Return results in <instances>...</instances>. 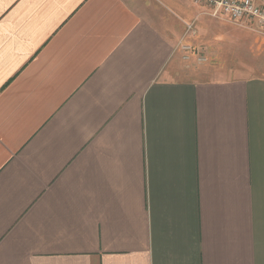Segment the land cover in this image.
Wrapping results in <instances>:
<instances>
[{"label": "crops", "instance_id": "1", "mask_svg": "<svg viewBox=\"0 0 264 264\" xmlns=\"http://www.w3.org/2000/svg\"><path fill=\"white\" fill-rule=\"evenodd\" d=\"M206 9L0 0V264H264V58Z\"/></svg>", "mask_w": 264, "mask_h": 264}, {"label": "rangeland", "instance_id": "2", "mask_svg": "<svg viewBox=\"0 0 264 264\" xmlns=\"http://www.w3.org/2000/svg\"><path fill=\"white\" fill-rule=\"evenodd\" d=\"M194 2V5L199 6ZM207 10V9H206ZM208 11V10H207ZM207 11H203V15L212 17L214 19H222V17H213L210 16ZM206 12V13H205ZM199 14V13H198ZM197 17L195 18V20ZM225 19V18H224ZM194 20V21H195ZM209 21V18L207 19ZM228 22H221L220 24L216 22L218 25L214 26L215 28H206L204 30V34H206L203 38L205 42V48L209 49V53L202 52L204 51L203 47L192 48V52L195 54H199L197 58L198 61L205 62L206 59L212 60L209 56L216 55L220 59L221 66L228 68L237 66L238 69H247L251 66H260L259 62L264 56V36L260 33L255 32L254 29L258 30V26L255 23H252L251 29L248 26L236 24L230 20ZM213 24H210V26ZM193 34H195L194 24L192 25ZM192 33V32H191ZM206 58V59H205ZM258 58V59H257ZM260 58V59H259Z\"/></svg>", "mask_w": 264, "mask_h": 264}, {"label": "built area", "instance_id": "3", "mask_svg": "<svg viewBox=\"0 0 264 264\" xmlns=\"http://www.w3.org/2000/svg\"><path fill=\"white\" fill-rule=\"evenodd\" d=\"M196 4L207 7V13L213 17H223L236 23L251 27L252 23L264 33V0H193ZM189 32H194L192 24L187 25ZM189 50V45H183Z\"/></svg>", "mask_w": 264, "mask_h": 264}]
</instances>
